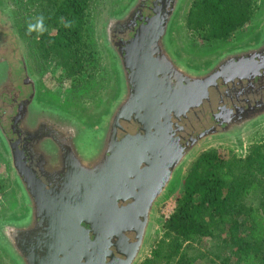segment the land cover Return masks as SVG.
<instances>
[{
    "label": "flooded vegetation",
    "instance_id": "flooded-vegetation-1",
    "mask_svg": "<svg viewBox=\"0 0 264 264\" xmlns=\"http://www.w3.org/2000/svg\"><path fill=\"white\" fill-rule=\"evenodd\" d=\"M180 2L103 1L95 33L110 73L111 93L114 88H139L146 65L147 70L155 67V54H165L162 49L169 58L173 48L176 58L181 57V42L177 49L170 39L176 37L172 28ZM254 25L247 34L250 44L237 45L235 40L218 53L220 59L212 66L216 79L203 99L174 115L182 147L204 132L205 138L237 135L264 119V17ZM168 27L170 36L165 33ZM40 76L39 67L27 55L20 20L9 1L0 0V151L15 192L14 209L0 216V258L9 264H48L54 195L63 182L57 168L69 158L75 115L82 118L45 89ZM135 116L134 111L130 121L118 124L119 139L142 136ZM30 215L33 224L16 223ZM134 236L133 230L125 231L111 243L107 255H124Z\"/></svg>",
    "mask_w": 264,
    "mask_h": 264
},
{
    "label": "water",
    "instance_id": "water-1",
    "mask_svg": "<svg viewBox=\"0 0 264 264\" xmlns=\"http://www.w3.org/2000/svg\"><path fill=\"white\" fill-rule=\"evenodd\" d=\"M161 52L165 54H155V67L147 70L146 65L139 88H114L92 121L75 115L69 158L57 168L63 182L54 195L48 264L139 263L157 204L196 141L207 135L204 132L192 146L182 147L180 126L173 117L203 99L216 79L212 66L220 59L193 70L172 50L170 58ZM134 111L142 136L119 139L118 124L130 121ZM84 129L97 131L96 138L81 137ZM18 222L31 225L33 216ZM132 230L135 236L124 255L108 256L111 243Z\"/></svg>",
    "mask_w": 264,
    "mask_h": 264
},
{
    "label": "trees",
    "instance_id": "trees-1",
    "mask_svg": "<svg viewBox=\"0 0 264 264\" xmlns=\"http://www.w3.org/2000/svg\"><path fill=\"white\" fill-rule=\"evenodd\" d=\"M29 1L48 28L39 39L33 36L39 52L55 59L66 76L88 82L99 60L89 22L95 0ZM256 7L257 0H192L186 25L206 39L227 38L250 20ZM60 17L73 27L64 28ZM163 227L164 234L138 264H214L198 261L183 248L186 241L213 235H223L216 245L228 244L232 264H264V138L244 156L219 148L202 151Z\"/></svg>",
    "mask_w": 264,
    "mask_h": 264
},
{
    "label": "rangeland",
    "instance_id": "rangeland-1",
    "mask_svg": "<svg viewBox=\"0 0 264 264\" xmlns=\"http://www.w3.org/2000/svg\"><path fill=\"white\" fill-rule=\"evenodd\" d=\"M14 10L18 20L21 22V27L24 33V38L27 43V55L31 58L34 66L39 67L41 71V80L43 86L57 99L61 100L70 108L72 112L82 116L90 121L94 119L95 114L104 108L107 101L112 96V88L110 86V73L103 64V54L100 50L99 40L97 38L96 26L97 15L103 5L104 0H95L90 8L89 22L91 27V35L93 41L98 48V64L95 69V74L90 77L89 81L80 84L79 77L72 78L64 74L62 66L53 58H45L37 48L35 38L32 35L26 34V22L34 15H37L36 7L29 0H8ZM180 4L176 10L177 22L172 28V37L170 30L168 36L171 35L172 45L179 49L181 42L184 53L180 54L179 60L184 61L187 66L193 70H200L208 67L213 62L218 53L228 48V45L237 40V45L247 46L251 43L247 38V34L255 23L264 17V0H257L253 16L242 27L237 29L227 38L222 39H206L201 32L192 31L186 25V14L192 0H180ZM171 26V25H170ZM54 31V27L52 29ZM166 39H169L167 37ZM177 39V41H176ZM254 42V41H253ZM252 42V43H253ZM172 52H177L172 49ZM183 52V51H182ZM82 78V76H81ZM111 88V90H110ZM94 129V128H91ZM91 129H84L81 132V137L90 138L91 135L96 138L95 132ZM223 136H212L201 139L191 154L182 164L176 177L169 186V190L162 197L156 206L154 221L151 234L143 249L140 261L150 254L152 247L164 234V223L168 216L174 211L177 204V199L183 190L185 176L192 162L204 150L209 148H219L221 150H232L240 156L247 154L249 146L258 140L264 138V119H261L254 124L243 129L237 135L223 133ZM1 149V148H0ZM14 186L11 182L10 170L4 160L3 154L0 151V216L11 212L14 207ZM223 235L204 236L199 239L184 242V250L191 256H195L200 262L210 261L214 264H232L234 259L231 253V248L228 244L217 246L216 243L222 241ZM225 259V260H224ZM209 263V262H208ZM0 264H9L7 259L0 258Z\"/></svg>",
    "mask_w": 264,
    "mask_h": 264
},
{
    "label": "clouds",
    "instance_id": "clouds-1",
    "mask_svg": "<svg viewBox=\"0 0 264 264\" xmlns=\"http://www.w3.org/2000/svg\"><path fill=\"white\" fill-rule=\"evenodd\" d=\"M64 28L71 29L73 27L72 21H66L63 17L59 18L58 21ZM48 31L45 25V17L43 14L34 15L31 19L26 22V34H36V38L39 39Z\"/></svg>",
    "mask_w": 264,
    "mask_h": 264
}]
</instances>
